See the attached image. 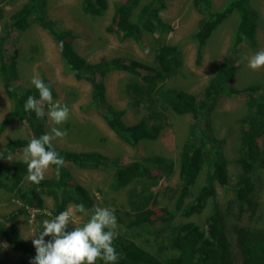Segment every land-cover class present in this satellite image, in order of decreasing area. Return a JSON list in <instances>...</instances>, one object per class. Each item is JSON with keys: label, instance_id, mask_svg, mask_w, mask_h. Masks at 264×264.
Here are the masks:
<instances>
[{"label": "trees", "instance_id": "obj_1", "mask_svg": "<svg viewBox=\"0 0 264 264\" xmlns=\"http://www.w3.org/2000/svg\"><path fill=\"white\" fill-rule=\"evenodd\" d=\"M172 0H120L113 3V12L105 32L113 34L119 41L132 40L138 43L143 34L154 36L157 49L153 63L137 59L124 60L111 57L90 62L74 47L78 35L63 29L48 15V0H26L12 13L0 30V82L12 107L0 122V135L13 122L22 123L27 134L5 144L0 152V191L8 193L20 206L6 215H0V236L13 252L24 256L25 264H30L36 251L33 244L22 239L17 228L19 217L28 211L36 212L34 236L42 230V222L67 210L70 206L83 203L86 209L96 206L91 191L73 180L71 168L103 171L110 175L113 191L131 186L129 204L137 212L126 226L154 233L160 230L173 231L171 248L174 251L167 263L120 237L114 240L119 255L115 264H233L231 246L225 229V214L217 204V189H228L233 204L240 209L250 202L258 173L264 171V84H252L242 89L233 86L237 65L231 59L221 62L199 94L184 90L165 88L162 82L175 74L182 66V54L176 45L168 43L173 29L162 19L161 13ZM194 9L201 15L193 34L196 42V63L201 62L203 48L212 33L232 14L237 15V27L231 46L232 55L238 54L241 45H256L258 15L250 0H228L217 10L212 9L211 0H193ZM109 0H82L84 14L102 18L107 13ZM31 25L45 31L56 44L67 72L76 81H84L90 86V106L101 116L108 129L124 144L135 148L141 141L155 142L164 129V115L153 110L156 101L169 108L176 116H190L187 136L181 144L178 157L179 185L172 206L160 210L152 217L149 203L153 194L147 193L155 185L156 177L169 179L174 174L175 163L160 155L135 157L123 162L104 153L93 151H72L55 144V150L64 158V164L57 168L51 165V178L39 184L26 182L27 165L23 159H10L18 155L33 137L47 133V116L37 118L34 112H25L23 105L28 96L39 99L34 85H18V63L14 52L9 54V42L13 32H25ZM63 42V48L59 47ZM125 72L131 76L124 92L137 105L146 104L148 113L133 124L125 122V110L108 102L105 79L112 72ZM43 81L50 86L53 100L57 98L54 87L45 75ZM222 97L245 98L247 116L241 122L238 140V155L234 163L241 173L234 183H230L229 160L224 153L225 139L215 135L211 115ZM45 106H48L45 103ZM203 172L202 182L198 177ZM157 179V178H156ZM152 181V182H151ZM144 182H150L148 185ZM153 183V184H152ZM146 185V186H145ZM51 200L47 206L45 199ZM211 204L203 225L187 221L171 226L176 215L186 219L201 215ZM115 209V208H114ZM117 224H122L124 215L115 209ZM82 215V214H78ZM259 219V217H257ZM236 242L241 256V264H264V229L234 227ZM71 230V225L69 226ZM35 238V237H34ZM51 237H45L48 241ZM0 264H2L0 256ZM97 264H104L98 260Z\"/></svg>", "mask_w": 264, "mask_h": 264}, {"label": "rangeland", "instance_id": "obj_2", "mask_svg": "<svg viewBox=\"0 0 264 264\" xmlns=\"http://www.w3.org/2000/svg\"><path fill=\"white\" fill-rule=\"evenodd\" d=\"M26 0H0V30L8 17L14 13ZM120 0H109L107 13L102 18L92 17L83 13L82 0H48L47 11L51 19L58 22L61 28L72 30L78 35L74 40L77 52L90 62L119 57L124 60L137 59L145 63H153L157 44L154 36L143 34L141 40L136 43L132 40L119 41L113 34L106 33L105 27L109 24L113 12V3ZM146 0H143L145 2ZM212 9L222 8L228 0H211ZM193 0H172L161 13L162 19L169 23L173 31L168 37V43L176 45L182 54L181 68L161 84L163 89L174 88L184 90L191 94H199L208 79L213 75L217 66L228 59L237 65V71L233 86L242 89L252 84H264V67L252 70L248 67V58L257 51L264 50V0H250L252 7L258 15V27L256 45L250 47L241 45L238 54L232 55L231 46L237 27V15L234 13L228 17L210 36L203 48V56L199 64L196 63V42L193 34L201 15L196 12L192 4ZM9 54L14 52L18 63V85L32 86L33 77L45 75L54 87L59 101L66 104L70 110L69 119L62 125H54L48 118L47 112L50 105L43 108L47 116L46 130L50 132L52 127H59L67 132L65 138L56 139L53 144L72 151L97 150L105 155L118 158L127 162L135 157L147 155H160L171 159L175 163L174 174L169 179L156 177V184L147 188V193L153 194L149 207L152 217L159 215L160 210L172 206L176 195L178 177V157L181 144L185 140L190 122V116H176L169 108L156 101L153 104L155 112L164 115L165 126L155 142L141 141L135 148L121 142L106 126L99 113L90 106V86L84 81H76L67 72L61 59L56 44L51 37L36 25H31L25 32H13L9 42ZM131 76L125 72H112L105 79L108 102L125 110V122L133 124L145 117L148 113L147 105H137L124 92L126 84ZM12 104L7 98L0 82V122L11 110ZM248 108L245 98L222 97L211 115L212 127L215 135L225 139L224 153L229 160L230 183H234L241 173L239 165L234 163L238 155V140L242 120L247 116ZM26 130L22 123L15 121L10 124L0 135V152L5 144L17 138H25ZM22 159V151L18 155H10V159ZM73 180L86 187L96 200V206L118 209L124 215L123 223L118 224L117 231L123 237L139 247L155 255L163 263H167L173 256L171 248L170 229L160 230L154 233L145 232L139 228H127L126 224L137 212L132 210L129 201L131 199L128 186L119 191L110 188L111 178L109 173L103 171L80 170L71 168ZM52 169L45 172V178H51ZM258 180L253 193L250 194V202L240 209L233 204L231 192L227 189H217L216 204L219 210L225 214V229L231 246L233 264H241L242 256L235 246L236 236L234 227H249L252 229H264V171L258 173ZM203 172L198 177L200 184ZM27 183L29 181H26ZM152 182V181H151ZM148 185L150 182H144ZM153 184V183H152ZM145 185V186H146ZM46 205L51 206V200L45 199ZM20 203L0 191V215H6ZM211 204L199 216L184 218L179 214L173 218L171 226L193 221L203 225L204 219L209 213ZM259 217V219L257 218ZM35 211H28L26 215L19 217L17 228L24 241L32 244L34 239ZM87 216L77 215L75 225L82 224ZM73 225V226H75ZM72 227V226H71ZM0 256L2 264H25L24 256L11 251L0 236Z\"/></svg>", "mask_w": 264, "mask_h": 264}, {"label": "clouds", "instance_id": "obj_3", "mask_svg": "<svg viewBox=\"0 0 264 264\" xmlns=\"http://www.w3.org/2000/svg\"><path fill=\"white\" fill-rule=\"evenodd\" d=\"M59 47L62 50V41ZM248 67L252 70L264 67V50L257 51L248 58ZM31 84L38 90L39 99L28 96L23 105L24 111L34 112L37 118H43V104L47 103L50 105L47 112L49 120L56 126L65 123L70 114L68 106L53 101L51 88L42 78L33 77ZM66 136V131L54 126L49 133L30 139L22 152L23 162L27 165V181L39 184L51 165L59 168L64 164V158L55 150L53 141L58 138L62 140ZM114 213V208L94 206L89 210L83 203H79L45 219L42 230L32 239L36 255L30 264H97L98 260L104 264H115L119 255L114 240L119 233ZM78 214H83L88 219L75 225ZM45 237L51 239L45 241Z\"/></svg>", "mask_w": 264, "mask_h": 264}]
</instances>
